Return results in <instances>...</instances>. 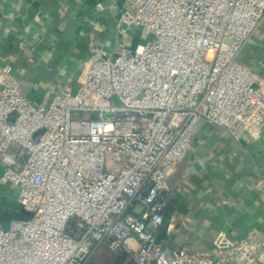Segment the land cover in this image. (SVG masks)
<instances>
[{
  "label": "built area",
  "instance_id": "1",
  "mask_svg": "<svg viewBox=\"0 0 264 264\" xmlns=\"http://www.w3.org/2000/svg\"><path fill=\"white\" fill-rule=\"evenodd\" d=\"M263 17L264 0H128L113 55L91 45L76 88L38 102L1 66L0 182L30 217L0 227V264H87L102 245L134 264L264 262V233L171 251L157 237L200 119L234 140L264 131V81L237 60ZM131 27L148 36L133 50Z\"/></svg>",
  "mask_w": 264,
  "mask_h": 264
},
{
  "label": "crops",
  "instance_id": "2",
  "mask_svg": "<svg viewBox=\"0 0 264 264\" xmlns=\"http://www.w3.org/2000/svg\"><path fill=\"white\" fill-rule=\"evenodd\" d=\"M126 6L128 0H0V67L9 64L22 93L35 102L75 89L91 45L109 55L119 47L116 20ZM147 38L142 28L131 27L124 44L133 50ZM237 60L264 81V17ZM262 178L264 131L259 138L234 140L200 119L188 153L167 176L158 239L171 251L212 249L219 234L232 240L263 234ZM17 195L10 183L0 182V221L28 218Z\"/></svg>",
  "mask_w": 264,
  "mask_h": 264
},
{
  "label": "rangeland",
  "instance_id": "3",
  "mask_svg": "<svg viewBox=\"0 0 264 264\" xmlns=\"http://www.w3.org/2000/svg\"><path fill=\"white\" fill-rule=\"evenodd\" d=\"M112 101L115 102V98ZM28 215L27 217H30V213ZM88 264H134V262L125 252L112 251L106 245H103L91 257Z\"/></svg>",
  "mask_w": 264,
  "mask_h": 264
},
{
  "label": "water",
  "instance_id": "4",
  "mask_svg": "<svg viewBox=\"0 0 264 264\" xmlns=\"http://www.w3.org/2000/svg\"><path fill=\"white\" fill-rule=\"evenodd\" d=\"M8 224H9V221L8 220L7 221H4V222L0 221V227H2V228H7L8 227Z\"/></svg>",
  "mask_w": 264,
  "mask_h": 264
},
{
  "label": "trees",
  "instance_id": "5",
  "mask_svg": "<svg viewBox=\"0 0 264 264\" xmlns=\"http://www.w3.org/2000/svg\"><path fill=\"white\" fill-rule=\"evenodd\" d=\"M102 246H103V245H102ZM100 247H101V246H100ZM100 247H99V248H100ZM99 248H98V249H99ZM98 249H97V250H98ZM97 250L92 254V256L97 252ZM92 256H91V257H92ZM91 257L89 258V260L91 259ZM89 260H88V263H89ZM88 263H87V264H88Z\"/></svg>",
  "mask_w": 264,
  "mask_h": 264
}]
</instances>
